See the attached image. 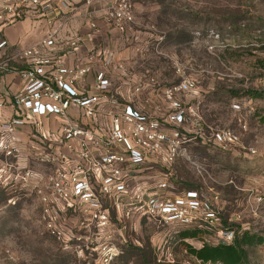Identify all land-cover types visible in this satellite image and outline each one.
Instances as JSON below:
<instances>
[{
  "label": "built area",
  "instance_id": "built-area-1",
  "mask_svg": "<svg viewBox=\"0 0 264 264\" xmlns=\"http://www.w3.org/2000/svg\"><path fill=\"white\" fill-rule=\"evenodd\" d=\"M27 5L51 23L56 18L54 10L64 12L71 3L0 0V20ZM133 23L127 0H114L104 12L108 30L124 34ZM88 26L97 31L94 23ZM145 34L156 45L163 41V36ZM55 35L50 33L42 44L53 49ZM89 43V38L68 40L71 51ZM104 55L100 49L99 56ZM13 60L29 61L31 67L18 72L10 65ZM52 65L50 58L38 57L32 50L0 58V75L13 73L22 80L11 96L0 92V120L7 100L14 110L11 118L0 121V187L37 196L44 229L62 250L96 251L99 264H112L128 244L126 232L141 219L192 228L217 244L233 242L235 228L223 226L220 220L219 192L212 187L176 192L169 184L170 170L178 159L187 158L189 146L200 142L230 153V147L239 142L230 128L201 127L199 101L194 96L199 81L190 68L175 63L178 81L163 86L148 71L141 74L117 66L131 102L150 109L142 113L111 95L114 84L107 67L95 73L88 90L80 92L89 67L66 68L63 62L55 61L57 75L50 79L46 68ZM144 93L149 95L141 100ZM108 102L110 110L104 112L102 107ZM232 108L240 109L236 103ZM72 109L81 117L74 119ZM46 116L59 119L56 130L45 127ZM241 128L247 130L244 124ZM19 132L30 136L26 154L20 150ZM248 153L254 155L255 151L249 149ZM28 162L41 164L47 171L32 170ZM260 189L246 192L248 209L254 216L264 214V177ZM8 203L14 204V198ZM61 218L72 226L67 229L59 224ZM238 219L234 216L228 223Z\"/></svg>",
  "mask_w": 264,
  "mask_h": 264
},
{
  "label": "rangeland",
  "instance_id": "rangeland-1",
  "mask_svg": "<svg viewBox=\"0 0 264 264\" xmlns=\"http://www.w3.org/2000/svg\"><path fill=\"white\" fill-rule=\"evenodd\" d=\"M127 1L134 16L131 31L163 36L159 45L150 39L144 46L131 45V67L168 86L178 81L175 63L187 66L199 81L193 95L199 101L201 127L230 128L239 137L229 155L189 146L187 158L178 159L170 170V186L176 192L197 185L219 192L225 223L238 236L254 238L253 245L242 246L244 264H264V243H256V238L264 239V214L254 216L246 200L247 190L261 191L264 177V0ZM247 90L262 97L250 99ZM234 103L239 110L232 108ZM10 198L14 204L8 203ZM40 212L34 193L0 187V264H99L96 251L62 250L44 229ZM237 215L238 220L228 223ZM58 221L67 229L72 226L66 218ZM128 230V246L112 264H202L187 254L185 245H218L195 229L145 219ZM113 238L117 242L116 232Z\"/></svg>",
  "mask_w": 264,
  "mask_h": 264
},
{
  "label": "crops",
  "instance_id": "crops-1",
  "mask_svg": "<svg viewBox=\"0 0 264 264\" xmlns=\"http://www.w3.org/2000/svg\"><path fill=\"white\" fill-rule=\"evenodd\" d=\"M48 1L57 4L60 0ZM68 1L71 5L64 12L54 10L56 18L51 23L30 5L22 6L13 15H7L0 20V58L12 57L15 53L25 50L36 51L38 57L52 60L53 65L46 68L50 79L57 75L54 67L55 61L63 62L66 68L89 67L90 72L84 77L82 85L78 89L80 92L88 90L94 84L95 73L102 70L103 67H107V74L114 84L111 95H114L121 104L130 105L142 113L150 112L149 108L141 105L138 101L131 102L129 93L124 88L115 69L117 66H122L129 71L140 72L130 65L131 45L144 46L149 41L147 35L141 32H133L129 28L124 34L106 29L104 12L114 0ZM91 22L96 25V32L89 28L88 24ZM52 32H56L55 47L49 49L42 43ZM77 37L89 38L90 43L78 51H71L68 40ZM100 49L105 53L103 58L99 56ZM102 60L105 61L104 65ZM14 63L20 66L14 68ZM10 65L18 72L31 67L29 61L21 60H13ZM21 84L22 80L16 74L0 75V92L4 95L11 96ZM148 95L144 93L141 100L147 98ZM110 106L111 103L108 102L102 107V110L108 111ZM13 114L14 110L7 100V107L4 109L3 119L0 121L11 118ZM71 116L74 119L81 117L75 109L71 110ZM43 123L48 130L54 131L59 126V119L54 116H46L43 118ZM18 135L21 140L20 150L26 154L30 136L23 132H19ZM27 166L32 170L47 171L44 166L35 162H28Z\"/></svg>",
  "mask_w": 264,
  "mask_h": 264
},
{
  "label": "trees",
  "instance_id": "trees-1",
  "mask_svg": "<svg viewBox=\"0 0 264 264\" xmlns=\"http://www.w3.org/2000/svg\"><path fill=\"white\" fill-rule=\"evenodd\" d=\"M233 93L234 95L236 94L235 92ZM245 95L250 99H259L262 97V93L256 90H247L245 91ZM193 145H199L205 148L207 147L201 144L200 142H198L197 144H193ZM218 151L225 153L227 155L230 154L228 152H224L221 150H218ZM200 187H201L200 185H197L194 187L183 188L178 191L187 190V189H198ZM220 220L223 226L227 225V223H225L226 221L222 217V214L220 215ZM253 240L254 238L251 236H247L246 234L238 236V234L236 233L233 239V242L228 245L218 244L217 246H210L207 244H203L202 247L199 249L193 248L189 245H185V248H186V252L188 255L192 256L193 258H195L197 261H199L202 264L215 263V262H219L221 264H244L247 261V255L244 249L242 248V246L253 245ZM256 243L257 244L264 243V239L256 238ZM127 246H125L123 250ZM123 250H122V253H123ZM136 251L138 252V255H141L140 254L141 250L136 248Z\"/></svg>",
  "mask_w": 264,
  "mask_h": 264
}]
</instances>
